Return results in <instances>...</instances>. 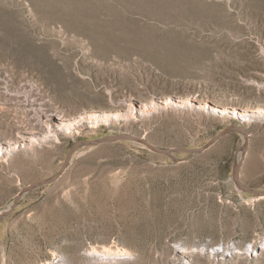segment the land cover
I'll return each mask as SVG.
<instances>
[{
	"label": "rangeland",
	"instance_id": "374dc122",
	"mask_svg": "<svg viewBox=\"0 0 264 264\" xmlns=\"http://www.w3.org/2000/svg\"><path fill=\"white\" fill-rule=\"evenodd\" d=\"M0 146V264H264V0H0Z\"/></svg>",
	"mask_w": 264,
	"mask_h": 264
},
{
	"label": "water",
	"instance_id": "95a60500",
	"mask_svg": "<svg viewBox=\"0 0 264 264\" xmlns=\"http://www.w3.org/2000/svg\"><path fill=\"white\" fill-rule=\"evenodd\" d=\"M235 131L244 132L243 129H240L237 126L228 127L227 129H225V131H223L220 135L215 137L205 147L195 148V149H166V148H162V147H158L156 145H153L150 142H148L147 140H145L144 138H141V137H138V136H135V135H132V134H127V133H123V134H120V135L109 136V137H106V138H103V139L97 140V141L96 140L95 141H81V142L76 143L72 147V149H71V151L69 153V156L67 158L66 164L62 167L61 171L59 172V174L57 176H55V177H53L51 179L42 181V182L35 183V184L27 187L24 190V192L32 191L34 189H37V188H40V187H43V186H46V185H50V184H53L54 182H56L62 176V174L64 173V171H65V169L67 167V164H68L73 152L77 148H79L80 146H86V147H90V148H95V147H98V146L103 145V144L114 143V142H119V141H138V142H141V143L147 145L150 149H152L153 151H155L157 153L168 155V156H171V157H173V153H175V152H185V153H187L188 156L185 159H183V160H179L178 158L174 157V160L176 162H179V161L189 160L193 156L205 152L210 147L215 145L224 135H226V134H228L230 132H235ZM247 146L248 145L245 146V149H247ZM242 165H243V159L236 164L235 169H234V179H235L238 187L241 190H243L244 192L251 194L253 197H255L257 199L258 198H264V190H255V189H251V188H248V187L244 186V184L242 183L241 178H240ZM19 198H20V196H18L16 198V201H15L14 204L17 203ZM261 200H264V199H261ZM13 208H14V206L11 207V209L8 210L7 212H5V213L0 215V223L2 222V220H4L9 215L10 211Z\"/></svg>",
	"mask_w": 264,
	"mask_h": 264
},
{
	"label": "bare ground",
	"instance_id": "6f19581e",
	"mask_svg": "<svg viewBox=\"0 0 264 264\" xmlns=\"http://www.w3.org/2000/svg\"><path fill=\"white\" fill-rule=\"evenodd\" d=\"M9 89V88H8ZM7 89V90H8ZM47 117V114H45L44 112H41V111H39L38 113H37V116H36V118H37V120H36V124H39V125H42L44 122H43V120L45 119ZM249 116L248 115H244V119L245 120H248V119H250V117L248 118ZM96 121H97V119H96ZM245 123H246V121H245ZM67 129H69L70 130V128H68L67 127ZM5 148L6 147H4V148H2L1 146H0V153H2L3 152V150H5ZM261 199H264V198H256V200H261ZM253 246V245H252ZM180 248V247H179ZM253 248V247H252ZM224 249V248H223ZM204 250V249H203ZM214 250V249H213ZM186 251V250H185ZM205 251V250H204ZM257 251V250H256ZM188 252V251H187ZM214 253H216V252H214ZM221 253V252H220ZM123 255H127V252H124V253H122ZM213 255V254H212ZM217 255V254H216Z\"/></svg>",
	"mask_w": 264,
	"mask_h": 264
}]
</instances>
